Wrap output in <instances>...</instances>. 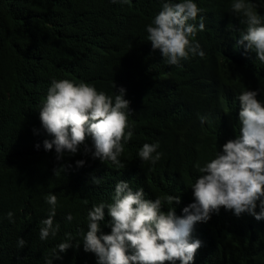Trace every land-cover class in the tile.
Masks as SVG:
<instances>
[{"label": "trees", "instance_id": "obj_1", "mask_svg": "<svg viewBox=\"0 0 264 264\" xmlns=\"http://www.w3.org/2000/svg\"><path fill=\"white\" fill-rule=\"evenodd\" d=\"M179 1L0 0V264L98 262L94 253L84 251L81 200L73 188L77 176L81 180L78 189H91L85 179L88 176L82 173L88 166H77L78 158L57 160L55 148L46 151L43 145L54 139L40 120L46 101L41 95L53 80L89 83L113 97L120 87L126 90L128 130L133 135L122 141L120 164L107 161V166L87 170L142 174L152 183L154 197L164 202L163 210L174 207L178 217L194 202V195L187 183H177L174 173L182 175L192 168L197 175V164L203 167L216 157L218 141L212 137L229 135L234 124V94L253 90L264 101V63H254L237 49L225 48L229 37L224 34L229 35L231 22L244 27L235 22L239 14L232 11V0H194L207 22L201 40L203 57L190 54L177 65H169L159 49L153 50L146 37L147 26L163 3ZM4 61L9 68L3 67ZM14 68L19 71L13 72L12 82L8 74ZM26 74L32 79L23 81ZM201 116L211 117L205 128L199 125ZM236 121L240 131L239 114ZM145 143L159 145V161L139 157ZM99 180L97 188H111L115 175ZM50 193L58 199L54 226L59 224V231L56 237L41 240L40 222L50 214L46 202ZM168 196L180 197V203H167ZM9 212L14 214L12 222ZM247 214L250 221L241 218L224 224L216 216L208 224L197 222L190 240L201 236L204 246L192 264L224 262L220 260L219 236L255 256L254 264H264V219L258 221ZM103 223L101 234H111V219L107 217ZM20 237L27 242L23 248L18 247ZM66 241L73 246L55 259L53 250ZM229 252V259L240 258L237 252Z\"/></svg>", "mask_w": 264, "mask_h": 264}, {"label": "clouds", "instance_id": "obj_2", "mask_svg": "<svg viewBox=\"0 0 264 264\" xmlns=\"http://www.w3.org/2000/svg\"><path fill=\"white\" fill-rule=\"evenodd\" d=\"M231 8L239 14V20L235 22L242 24L246 31L231 22L227 27L229 35L224 34L229 37V45L225 48L237 49L254 63L258 60L264 63V0H232ZM201 12L194 0L165 2L147 26L146 37L153 50L159 49L169 65H177L190 54L198 59L205 55L201 40L207 31V22ZM4 64V68L10 67L8 62L4 61ZM17 71L16 68L9 71L12 82L13 72ZM31 79L32 76L26 74L23 81ZM125 92L120 87L113 97L98 91L94 85L76 84L68 79L47 84L41 95L46 101L40 109V120L54 139L45 140L44 149L51 151L54 147L57 160L63 156L78 158L77 166H107V161L119 165L118 157L124 151L122 141L130 140L133 135L128 130L130 101L124 98ZM231 100L234 124L228 136L212 137L218 141L216 157L203 167L197 164V175L192 168H186L182 175L176 172L173 175L178 184L185 182L186 188L193 190L194 202L183 208L182 216L176 215L174 207L163 210L164 202L154 197L156 191L152 183L142 174L83 168L82 173L88 176L85 179L91 187L88 190L78 189L81 180L76 176L73 188L81 200L80 233L86 232L82 244L85 252L98 257L97 264H175L176 261L192 264L195 254L204 246L201 236L190 240L197 222L208 224L217 216L219 223L230 224L241 218L249 220L247 213L258 221L264 219V101L253 90L234 94ZM238 114L240 131L236 121ZM210 119V116H201L199 125L207 127ZM158 146L145 143L139 157L152 163L159 161L162 153L157 152ZM108 174L115 175L111 188L103 185L97 188L101 183L99 178ZM257 201L259 213L255 211ZM46 202L51 211L40 222L41 240L49 236L54 238L59 231V224L54 226L57 196L48 194ZM166 202L179 204L180 197L168 196ZM7 215L12 222L14 214L9 212ZM107 217L112 222L111 234H101L104 232L103 220ZM66 218L68 221L73 219L71 214ZM219 239L222 264H254L255 256L243 253L235 243L220 236ZM26 243L24 238H18L19 248ZM80 244L77 242L76 247ZM72 246L71 242H61L58 250H53V257L61 259L58 253H64ZM229 251L237 252L240 258L229 259ZM47 264H52V260Z\"/></svg>", "mask_w": 264, "mask_h": 264}]
</instances>
